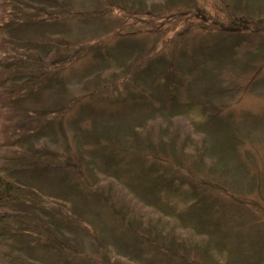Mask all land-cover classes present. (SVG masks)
Returning a JSON list of instances; mask_svg holds the SVG:
<instances>
[{"label":"rangeland","instance_id":"rangeland-1","mask_svg":"<svg viewBox=\"0 0 264 264\" xmlns=\"http://www.w3.org/2000/svg\"><path fill=\"white\" fill-rule=\"evenodd\" d=\"M64 2L60 83L0 89V162L46 143L79 191L17 160L11 177L60 195L68 221L45 244L47 216L22 218L0 264H264V0ZM38 115L62 134L33 132Z\"/></svg>","mask_w":264,"mask_h":264},{"label":"trees","instance_id":"trees-1","mask_svg":"<svg viewBox=\"0 0 264 264\" xmlns=\"http://www.w3.org/2000/svg\"><path fill=\"white\" fill-rule=\"evenodd\" d=\"M64 4V0H11L9 8L5 10L1 8L0 71L4 73L5 79L0 81L1 90L9 89V95L14 90L20 91V89L24 93L29 91L30 94H39L51 90L54 84L60 83L61 75L57 74L60 73L66 55L60 54L59 48L65 39L63 36L59 38L60 34L51 36L50 33L65 24L64 21L62 22ZM4 13L6 14L2 18ZM32 34L37 36L29 37ZM52 37H57V42H53ZM8 49H11V55H7ZM158 62V60L150 61L145 69H159L163 72L166 82V79L171 78L172 75L167 73V65ZM5 73H9L8 76ZM22 85H27L26 89L20 88ZM14 99L17 98H12ZM36 118V124L32 128L36 134L48 127L52 133L62 134V127L55 120L42 115ZM17 137L21 140L19 136ZM39 138L42 137L37 139ZM38 143L39 141L30 148V152L21 153L19 156L17 155L19 150L14 157H6L0 162V239L3 241L9 238V234L20 233L16 222L18 224L22 218L31 215L34 211V213L42 211L47 216V221L52 224L49 228L52 231L46 232L47 226L40 224L36 217L39 227L46 232L43 234L50 233L52 236L42 237L44 239L42 241L45 244L49 241H58L54 236L58 232L55 226L58 228L68 220L64 217L61 196L50 191L51 189L55 193L67 189L79 191L76 185L78 178L76 165L67 158L66 152H59L55 148L53 150L46 143L39 146ZM107 155L113 156L111 158L117 157L115 153ZM27 160L29 162L23 163ZM13 164L17 172L20 170L27 172L32 180L42 178L44 186L48 188L54 186L55 189L43 191L36 184L12 178L10 173ZM52 245L57 249L63 247L60 241Z\"/></svg>","mask_w":264,"mask_h":264}]
</instances>
